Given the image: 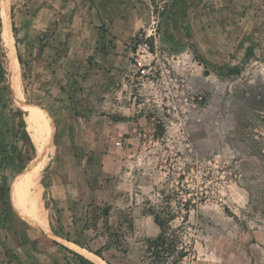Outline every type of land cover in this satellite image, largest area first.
Listing matches in <instances>:
<instances>
[{"label": "rangeland", "instance_id": "374dc122", "mask_svg": "<svg viewBox=\"0 0 264 264\" xmlns=\"http://www.w3.org/2000/svg\"><path fill=\"white\" fill-rule=\"evenodd\" d=\"M25 1L8 0L16 70L5 58L0 15V156L11 159V178L19 174L20 181L34 159L45 160L35 183L51 232L27 222L20 182L0 194V213L11 212L50 242L60 235L71 241L60 238L63 245L88 252L72 241L103 248L105 227L99 221L94 229L86 219L110 206L109 225L128 217L133 230L120 246L103 249L102 261L149 264L144 242L158 234L149 209L160 205L163 191H174L172 226L190 250L179 264H264V0H138L128 43L98 46L101 58L92 30L68 18V36L87 41L73 49L76 95L60 99L85 125L66 150L56 139V120L66 116L50 114L28 92L12 15ZM235 66L238 74L218 71ZM26 115L50 121L47 147L33 145ZM70 151L87 157L82 168L96 192L78 222L61 231L51 226L44 191L47 172ZM185 204L193 206L189 213Z\"/></svg>", "mask_w": 264, "mask_h": 264}, {"label": "crops", "instance_id": "0c3cea01", "mask_svg": "<svg viewBox=\"0 0 264 264\" xmlns=\"http://www.w3.org/2000/svg\"><path fill=\"white\" fill-rule=\"evenodd\" d=\"M137 1L26 0L12 8L19 55L28 64L29 95L55 117L66 116L56 120L59 129L56 139L60 140L59 147L64 146L63 150L67 143L75 144L80 128L85 127L77 119L76 107H62L60 101L66 97L71 102L72 95H76L77 91L70 87L79 64L73 59L76 55L73 49L83 48L87 41L84 34L78 43L73 35L68 36V18H75L80 28L92 30V43L101 58L103 53L98 46L123 47L128 43V19L137 11L132 6ZM37 119L47 130L52 128L47 118ZM85 158L78 152H66L56 168L47 172L44 198L52 217L51 226L61 231L78 222L96 192L82 168ZM12 168L11 159L0 156V194L10 182L9 194L13 193L20 182L19 174L11 178ZM26 225L11 212L8 216L0 213V264H82L76 252L59 242L62 237L53 234L55 242H50Z\"/></svg>", "mask_w": 264, "mask_h": 264}, {"label": "trees", "instance_id": "16d2710c", "mask_svg": "<svg viewBox=\"0 0 264 264\" xmlns=\"http://www.w3.org/2000/svg\"><path fill=\"white\" fill-rule=\"evenodd\" d=\"M13 31L14 28H13ZM19 63L22 64L20 58L18 57ZM220 73L224 75H233L238 74L240 68L238 67H225L218 68ZM20 127H24L25 122L23 119L19 121L18 124ZM28 141L34 151V147L31 144L29 138ZM30 160V159H29ZM35 159L31 162V165H34ZM164 196L162 197V202L156 208H150L149 213L153 219L154 224L158 228V234L155 238L147 239L144 242V254L145 258L148 259L149 264H179L183 261L184 258L188 256L189 247L183 241L182 234L180 229H176L172 226V222L175 220V214L178 213L173 209V198L176 195L174 191H170L165 194V191L162 192ZM185 211L189 213L191 204L183 206ZM111 207L106 206L103 209L99 210L98 214H94L91 217H88L86 221H91V226L94 229L98 228L99 221L102 222L105 227V237L106 244L103 248L98 250H91L85 246L78 244L75 241H72L74 244H77L81 248H85L88 252L96 255L101 260H104L102 251L103 249H109L112 245L120 246L122 242H125L129 233L133 230V223L130 218L119 220L116 226L109 225V214ZM60 236V235H58ZM63 239L71 242L68 238L60 236ZM81 261L82 264H94L84 258L83 256L74 253Z\"/></svg>", "mask_w": 264, "mask_h": 264}, {"label": "bare ground", "instance_id": "6f19581e", "mask_svg": "<svg viewBox=\"0 0 264 264\" xmlns=\"http://www.w3.org/2000/svg\"><path fill=\"white\" fill-rule=\"evenodd\" d=\"M8 9H9L8 0H1L0 15L3 23V43L6 50L5 58L9 61L11 67L14 70H16L17 67H16L15 53L12 47L11 39L8 35V28H9ZM13 75L14 72L11 73V77ZM11 89H12V84H11ZM16 103L17 101H15V104ZM19 106H21L22 110L25 108L23 105V97L20 98ZM25 121L28 124L26 130H28L30 139L33 145L37 148V150H41L42 147L44 148L45 146L47 147V144L51 143V132L47 130L43 126V124L36 117L32 115H26ZM36 161L37 162L34 165L30 166V171H26L24 178L20 181V202L23 206V211L27 222L34 228H38V230L48 233L50 232L49 225L46 217L41 213L38 204L40 193L37 192L38 187L37 184L35 183L36 177L40 169L44 166L45 160H43L41 157H37ZM66 246L94 264H106L96 255L88 253L84 250H80L79 248L72 246L70 243L66 242Z\"/></svg>", "mask_w": 264, "mask_h": 264}]
</instances>
